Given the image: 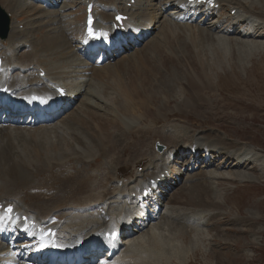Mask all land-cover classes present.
I'll list each match as a JSON object with an SVG mask.
<instances>
[{
    "label": "bare ground",
    "instance_id": "bare-ground-1",
    "mask_svg": "<svg viewBox=\"0 0 264 264\" xmlns=\"http://www.w3.org/2000/svg\"><path fill=\"white\" fill-rule=\"evenodd\" d=\"M10 1L11 3L8 2L5 7L10 11L12 19L6 14L7 12L4 8V10L0 8L2 11L0 21H5L9 27L7 43L3 44L1 43L3 41L0 40V56L3 59L2 72L0 74L1 85L9 87L12 93L16 95L25 93V89L42 92L43 89L38 88V84H44L43 78L39 77L41 71H43L48 81L44 84L48 93H53L50 88V83H57L68 89V104L71 105L72 101L73 103L75 102L62 115V119L57 121L60 118L58 117L51 126L41 124L37 128L30 129L12 125L10 127L0 128V132L27 134L33 140L32 146L28 150L34 152L35 158L33 160L30 158V163L29 157H24L27 151L25 153L16 152L4 154L5 147L0 146V202L5 206L13 205L14 210L18 212V218L26 215L28 219H32L34 222V226L29 231L27 242L24 243L27 249H33V245L36 244L39 246L44 244V241H41L39 238L41 232H37V229L41 228V226L45 228V225L52 226L54 224L53 227L56 229L54 231L55 235L61 238V242L73 243L79 239L89 237L91 241L96 243L97 239L95 237L101 230L115 225H118L116 228H119V223H121L124 228H128V234L122 238L124 240L120 241L119 248L111 261L117 260L114 264H143L141 249L143 246H147L150 251L156 248V246L154 248L152 247L154 243H159L161 240V238L157 237L162 236L161 234L166 230L165 227L169 226V221L185 224V207L180 206L181 202L180 205L176 202L178 200L175 198L178 194L171 196L174 193H179L183 185L187 187V185H193L192 183H197V181L207 185H214L218 179L236 180L239 182L254 181L255 179L257 180V176L253 175L252 172L256 166L259 177L262 178L264 176V154L253 149V147L245 146L242 143H234L225 134L219 132H192L186 127L164 125L160 133L162 135L164 134V137L170 141L171 145H164L165 150L163 152L162 150L160 152L155 151L156 153L153 151L155 154L152 153V156L150 153L149 156L152 159L150 160L147 157L150 161L140 172L137 168L139 161L135 159L129 161L130 163H128L134 168L135 172L128 178H119L118 166H113L112 161L110 162V157H103L106 152V147L111 143V140L104 142L100 137H97L98 139L94 138V135H102L100 133L104 131V128L102 129L99 124L96 125L92 121L94 111H92L93 107L90 104V100L93 98L95 100L98 99V102L102 100L106 105L103 112H94L98 116L107 114V106H111L113 109L120 108L125 112L144 109L146 100L144 93L139 91L141 82L138 87L128 88L126 87L125 81L118 80L116 82L120 89L118 87L116 88L119 90V93L118 90L117 92H112L108 96L109 98L102 96L101 92H95L96 89L99 91V88L96 86L94 80L91 81V78L85 76V74L93 73V75H96V70H103L106 67H93L90 61L87 60L86 52L84 50L82 51L80 43L86 41L85 32L87 30L84 27L85 13L83 11L82 21L77 22L74 20L75 14L73 12L77 6L79 8L82 7V0ZM88 2L96 5L95 13L93 14L95 18L93 27L102 32L111 33L113 31L115 27V24L112 27L113 19L117 13L128 15L129 23L135 28L140 29L146 36L153 30L156 33L158 29L155 35L149 36L150 39L141 48L143 51L139 49L134 54H125L122 59L123 63L129 64L135 61L136 56L144 54L147 56L152 54L156 60L149 58V56L148 59L151 62H157L160 60L159 55L167 50V45H171L170 48L172 49L173 46L178 44L176 40L178 37L182 38L180 44L187 46L181 49L183 56L188 55L189 57L197 58L198 51L196 46L198 42L196 38L199 35L203 43L202 47H204L201 50L217 47L218 50L223 49L222 51H224L225 56L222 59L218 58L216 60L218 65L219 63H225V60L228 63L232 53L242 54L244 55L243 59H249L253 53L251 50L252 47L256 49L264 48V0H217L220 9L211 11L207 5L203 4L193 3L185 5V0H135V5L130 6L131 8L128 7L130 0H88ZM37 3L38 5H35ZM184 8L187 9L183 10ZM232 11H235L234 15L231 14ZM101 20L104 21L101 22ZM160 20L161 23L159 24ZM103 24H107L109 29L100 28ZM229 35L235 36L234 42L226 37ZM171 39H173V43H170ZM23 50L28 51L24 52ZM21 51L25 55V58L18 57ZM81 51L85 59L82 58ZM214 54L216 53L214 52ZM226 55H228V58ZM243 63V61H239L236 65L240 66ZM202 64L203 67H206L207 63ZM8 69L12 72L11 75L8 74ZM156 77L157 79L164 78L166 80L177 79L181 81V84L182 80L185 79L183 74L178 75L173 70L169 76L160 75L157 70ZM215 79L217 80L216 77ZM181 84L177 85V89L182 88ZM198 86L196 91H198ZM153 88V86L150 87V89ZM209 88H213V82L205 83V89ZM65 108H69V106ZM4 113L8 114L9 121L15 118L10 108L4 110ZM25 114L24 112L17 114L16 116L20 117V120L16 119V121L27 120L30 126L33 119L26 117ZM116 114L117 119L123 117V121H121L123 124L126 123L132 127L131 133L135 134L138 131L146 133L151 129L149 127L138 128L137 121H131L132 115H126L122 112ZM154 123L152 124L150 122L149 126L153 127L155 125ZM123 129L129 131L130 128ZM124 130H121V133H126ZM79 139L83 140L82 145L86 149V154L82 152L80 147L73 145L74 141ZM67 144L72 146L68 147V149L62 148ZM118 147L121 148L122 146ZM183 152H188L191 156L185 160L184 155H181ZM56 153L59 154L57 157H54L53 154ZM29 155L31 154L29 153ZM40 155L41 160H39ZM172 155L175 156V160L172 159ZM19 158L27 160L29 163L27 166L29 168H23V161L20 162ZM99 158H105L104 164L112 173H110L112 181L110 187L108 185L98 187V185L97 188H92L96 186L95 184L94 186L91 184V182L95 183L97 181L94 178H100V180L107 178L105 172H102L100 169H88ZM69 160H72V165L77 167L78 170V172H73L72 170L74 176L70 177L75 182L69 184L65 178L63 182L58 179L62 182L61 188L56 185L58 186L56 192L49 193L47 196L41 197V199L38 198L36 193L40 188L42 193V187H46L49 183V180H43L40 175H46L55 166L61 168L69 166ZM250 164H255V167L250 166L249 168L248 166ZM211 167H215L216 169ZM229 167H233L234 169L224 170ZM248 168L253 171L249 172L247 170ZM173 169L176 173L172 177ZM69 170L71 172L70 168ZM86 176H89L91 180L88 184L84 185L83 183L85 181L87 182ZM12 178L14 180L12 182L17 183L14 187L10 186L11 184L9 185V181ZM181 178L183 183L178 184ZM150 180H154L157 187L154 188L152 196L145 199L148 200L147 203L142 204L138 209V205L136 203H129L128 198L132 193L138 191L137 188L142 190L145 185L150 187ZM55 182L57 180L53 181V185ZM104 182L101 181L102 184ZM214 190L213 193L215 192ZM170 191L172 193L168 196L167 194ZM213 193L212 195L209 193V195L214 196ZM187 194L189 195L188 192ZM207 194L203 197V200L209 204H224V200L218 195L219 193L215 199L207 197ZM31 200L33 201L31 202ZM194 200H191V203ZM197 204H200V202ZM200 206L203 205L201 204ZM212 206L215 207L214 205ZM155 208L160 209L156 219H154ZM140 211H143L144 214L139 213ZM200 213H198L199 216L201 215ZM251 215L253 214L251 213ZM199 216L196 215V217ZM50 217H54V220L51 221L49 219ZM136 221L138 222V227L134 228L133 224ZM16 225L18 228L21 226L19 223H16ZM194 225L193 227L196 228L197 225ZM129 227H132V229H129ZM177 229L181 233L186 231H184L186 229L185 226L182 225H179ZM166 231L167 233L165 232L163 234L170 232L169 230ZM180 232L177 231L178 234ZM173 234H175V231ZM169 236L172 235L169 233ZM156 238L160 240H156ZM161 242L160 244L162 245ZM172 242L174 243L175 241ZM179 242H176L177 245ZM116 245L117 242H114L111 244V248L115 249ZM193 246L195 247V245ZM192 247L190 248L192 249ZM5 249L6 246L0 243V253H3ZM188 250L190 251V249ZM151 255L152 253L149 255L150 261ZM154 261L153 258L149 264H153Z\"/></svg>",
    "mask_w": 264,
    "mask_h": 264
},
{
    "label": "rangeland",
    "instance_id": "rangeland-1",
    "mask_svg": "<svg viewBox=\"0 0 264 264\" xmlns=\"http://www.w3.org/2000/svg\"><path fill=\"white\" fill-rule=\"evenodd\" d=\"M8 2L11 3L10 0H0V7L1 9L4 8L7 12L5 13L9 16V18L12 19L10 11H8L5 7ZM80 9L83 8H79L77 6L76 10L73 11L75 14L74 20L77 22L82 21L83 18V10ZM160 23L161 20L159 24ZM157 30L156 33L158 32ZM156 33L154 31L151 35H155ZM149 36L147 37V41L150 39ZM226 37L234 42V35H229ZM176 40L178 44L173 46L172 49L170 48L171 45H167V50L159 55L160 60L157 62H151L148 59L149 55L147 56L144 54L141 56H136L135 61L130 62L129 64L123 63V55V57L120 59L121 61L117 62L118 59L115 60L114 65L112 63L106 64L103 65V67H106L103 70H96V75H93V73L85 74V76H89V78H91V81L94 80L96 86L99 88V91L96 89L95 92H101V95L107 98H109L108 96L110 93L117 92V90L120 89V87H118V83L116 82L118 80H123L122 82L125 81L126 87L128 88L138 87L140 86L141 82V88L139 91H142L145 95L146 105L144 109L125 112L120 108L113 109L111 106H107V114L98 116L94 112H103L106 105L102 100H99L100 102L97 101L98 99L95 100V98L90 100V104L93 107L92 111H94L92 121H94L96 125L99 124L102 129L104 128V131L100 133L102 135H94V138L100 137L102 140H104V142L111 140V143H109V145L106 147V152L104 153L103 157H110V162L112 161L113 166H118L119 178H121V175L124 177V179L133 175V172L135 171L134 168L129 164V161L134 159L139 161L137 164L139 171L145 168V166H147L149 161L152 159V153L155 152V150H153V146L156 141L161 142L165 146H167V144L168 146L171 145L170 141L164 137V134L162 135L160 133V130L164 125L186 127L192 132L198 131L208 133L211 131L223 133L228 138H230L232 142L242 143L245 146L253 147V149L264 154V48L256 49L255 47H252L251 50L253 53L249 59H243L244 55L242 54L232 53L229 59L230 63H227L225 60V63H219L218 65L216 60L218 58L222 59L223 56H225L224 51H222L223 49L218 50L217 47L214 49L206 48L201 50L204 47H202L203 43L201 41L200 35L196 38L198 42L196 46L198 51L197 58L189 57L188 55L183 56L181 49L187 46L180 44L182 38L178 37ZM147 41H145L144 44L147 43ZM245 42L247 41L245 40ZM1 43L6 44L7 40L5 43ZM170 43H173V39L170 40ZM216 43L218 42L216 41ZM28 50L23 51L26 52ZM140 51L143 50L140 49ZM214 52L216 54H214ZM134 53H136L135 50L132 52V54ZM226 56L228 58V55ZM18 57L25 58V55L21 51ZM149 58L156 60L152 54L149 56ZM239 61H243L244 63L240 66H237L236 64ZM202 63H207L206 67H203ZM157 70L160 75L164 76H169L173 70L178 75L183 74L185 79L182 80V84L181 81H179L180 78L178 76L177 77L179 80H166L164 78L157 79ZM206 82H213V88L205 89ZM179 84L182 86L181 89H177V85ZM151 86L154 88L150 89ZM197 86L198 91H196ZM116 87H118V89ZM160 106H162V108H160ZM121 112L126 115H132L131 121L136 120L138 123H136L138 128L141 127L140 129H142L149 127L151 129L146 133L143 131H138L135 134L131 133L132 127L121 122L123 121V117L117 119L118 117L116 113L119 114ZM62 117L63 116H61L57 121L61 120ZM150 122H152V124L155 122V125L150 127ZM123 128H130V132L124 130ZM121 130L126 131V133H121ZM82 141L83 140L80 139L75 140L73 145L80 147L82 152L86 154V149L82 145ZM32 143L33 140L31 139L30 135L21 134L18 132H0V146L5 147L4 154L16 152L25 153V151H27V153H25L26 155L24 154V157H29V163L30 158H32V160L35 158L34 152L28 150L32 146ZM117 145L122 147L119 148ZM70 146L72 145L67 144L62 148L68 149ZM148 148H150V150H148ZM29 153L31 155H29ZM185 153L187 152H183L181 155ZM58 154L59 153L53 155L54 157H57ZM149 154L151 156H149ZM190 156L191 155L189 154L188 157ZM188 157L184 155L185 160ZM104 159L105 158H99L90 168H88L89 170L100 169L107 175L105 180L94 178V180L97 181L95 183L91 182L92 186H94V184L96 185L92 188H97L98 185V187H102L103 185H108V187H110L112 184V173L109 171L110 169L106 168ZM39 160H41V155L39 156ZM19 161H23V168H29V166H27L29 164L27 160L19 158ZM68 163L69 166L65 168L55 166L46 175H40L43 180H49V183L46 187H42V193L41 188L39 190L40 192L36 193L38 198L41 199V197L47 196L49 193L56 192L57 187L59 186L61 188L62 182L65 181V179L69 184H73L75 182L73 179H70V177L74 176L72 170L73 172H78L77 167L72 165V160H69ZM250 166L255 167V164H250L248 167L250 168ZM69 168L71 169V172ZM211 168L216 169L215 167ZM249 168L247 169L249 172L254 170L252 174L257 176V180L255 179L254 181L250 182H239L236 180L229 181L218 179L214 185H207L203 182L197 181V183L194 182L196 184L192 183L193 185L190 184L187 185V187L186 185H183L184 189L182 188L179 193H174L175 195H171L173 190L168 192V196H176L178 194L175 198L178 200L176 202L178 205H180L181 202L180 206L183 208L185 207V224L169 221V226L165 228L170 232H168V234H163L165 232L167 233L165 230V232L163 231L161 234L162 236L160 235L161 237H157L161 238V240L156 238V240L162 241V245L159 241V243H154L152 248L155 246L156 248L152 249L151 251L147 246H143L141 249L143 255L142 263L145 264L146 262V264H149L154 258L155 261L153 264H264V176H262V178L259 177L257 166L253 170H250ZM229 169L232 170L234 168L229 167L225 168L224 170L228 171ZM172 171L173 177L176 171L174 169ZM79 174L81 173L79 172ZM86 177L85 178L87 179V182L85 181L83 183L84 185L88 184V182L91 180L89 176ZM69 179L70 181H68ZM55 180H57V182L54 183V186L53 181ZM12 181H14L13 178L10 179L9 185L11 184L10 186L14 187L17 183ZM101 181H105L106 183L104 182L102 184ZM182 183L183 180L181 178L180 181H178V184ZM187 189L188 191H186ZM213 190L216 192V194H214L215 192L213 193ZM206 193H208L207 197L214 199L219 193L218 195H220V197L224 200L225 205L218 203L209 204L207 201L203 200V197L206 196ZM209 193L211 195L213 193L214 196L209 195ZM191 200L194 201L191 203ZM32 201L33 200H31V202ZM198 202H200V204H197ZM201 204L203 206H200ZM211 209L213 210L211 211ZM198 213L201 215L199 216ZM251 213L253 215H251ZM196 215L200 218L196 217ZM194 216L196 219H194ZM189 219L191 220L189 221ZM193 224L197 225L196 228L193 227ZM179 225L185 226L186 229H184V231L186 230L187 232L185 231L184 233H181L180 230L177 229ZM195 229L199 230L196 231ZM173 230L175 231V234H173ZM177 231L180 233L178 234ZM169 233L172 236H169ZM163 237H166V239L169 240L166 241V239ZM179 239L182 240L180 241ZM172 241L175 242L173 243ZM176 242H179L178 245ZM192 245H195V247H192ZM190 247H192V249ZM188 249H190V251ZM149 253H152L151 261L149 258Z\"/></svg>",
    "mask_w": 264,
    "mask_h": 264
},
{
    "label": "water",
    "instance_id": "water-1",
    "mask_svg": "<svg viewBox=\"0 0 264 264\" xmlns=\"http://www.w3.org/2000/svg\"><path fill=\"white\" fill-rule=\"evenodd\" d=\"M0 16L2 17V11L0 10ZM7 23L5 21H0V38H5L7 31ZM161 149V148H160Z\"/></svg>",
    "mask_w": 264,
    "mask_h": 264
},
{
    "label": "snow or ice",
    "instance_id": "snow-or-ice-1",
    "mask_svg": "<svg viewBox=\"0 0 264 264\" xmlns=\"http://www.w3.org/2000/svg\"><path fill=\"white\" fill-rule=\"evenodd\" d=\"M116 19H117V20H120L121 17H117ZM89 24H91V19L89 20ZM89 34H90V35L93 34V30H92L91 28H89ZM7 212H8V213H11V212H12V209L9 207V208L7 209Z\"/></svg>",
    "mask_w": 264,
    "mask_h": 264
}]
</instances>
